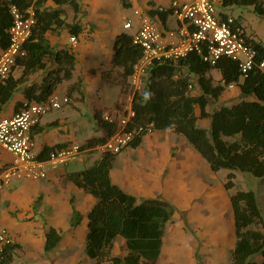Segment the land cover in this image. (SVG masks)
Wrapping results in <instances>:
<instances>
[{"label":"trees","instance_id":"trees-1","mask_svg":"<svg viewBox=\"0 0 264 264\" xmlns=\"http://www.w3.org/2000/svg\"><path fill=\"white\" fill-rule=\"evenodd\" d=\"M46 1L0 0L2 49L9 44L11 5H16L25 16L27 9H33L34 23L24 43L26 55L18 58L16 64L23 66L24 73L46 69L42 81L32 84L25 95L36 101L53 94L63 79L70 78L75 67L73 52L53 47L46 33L59 34L67 27L76 35L80 30L77 23L66 22L63 16V6H69L75 20L81 11L79 0H52L57 5L54 9L45 7ZM223 4L249 5L256 14L264 16V0H224ZM149 12L152 16L158 13L163 22L170 13L168 9L160 10L158 7ZM245 38L256 52L255 61L263 60L264 44L246 35ZM113 49L110 71L117 67L123 77L132 75L135 64L142 57V47L133 42L130 34L122 31L116 35ZM212 69L220 72L218 81L208 74ZM110 71L105 73L103 70L102 76L107 78ZM192 77H195L199 90L194 94L191 92ZM21 78L14 79L10 74L0 84V109ZM81 83V78H78L68 92L78 90L83 95L79 89ZM230 83L238 85L241 99L232 105L208 110L210 102L218 100ZM196 109L199 114H196ZM113 111L105 108L95 111L94 118L102 133L86 139L80 145L81 149L100 147L118 132L132 133L123 151L127 147H137L152 131L171 130L184 136L213 172L228 170L223 184L225 189L234 188V171L264 181V73L257 65L242 76L238 62L226 56H221L214 64L204 60L202 53L197 51H190L178 59H155L143 76V88L132 92L130 110L122 109L120 114ZM199 118H208L209 128L200 126ZM120 152L103 150L92 165L65 174L66 180L96 198L87 214L86 253L93 264H156L165 226L171 221L175 206L162 198L138 200L114 183L110 169ZM229 199L235 234L230 264H264V213L255 191L237 189L230 192ZM81 218V214L73 209L72 225L76 226ZM118 237L124 239L127 248L122 257L113 254ZM60 240L61 232L51 227L45 234L44 251L54 249ZM18 248V243L7 244L1 253L0 264H10Z\"/></svg>","mask_w":264,"mask_h":264},{"label":"crops","instance_id":"crops-1","mask_svg":"<svg viewBox=\"0 0 264 264\" xmlns=\"http://www.w3.org/2000/svg\"><path fill=\"white\" fill-rule=\"evenodd\" d=\"M172 1L183 3L189 2L191 0H79L81 4V11L77 14L75 20H73L74 12L72 8H70L69 6H63V16L65 17V21L69 23L75 22L80 27L79 32L75 35L77 38V42L75 44L71 42L70 37L73 35V33L69 32L67 27L61 29L59 34H55L52 32L46 33V38L53 47L58 49L65 48L73 52L76 58L75 67L70 78L63 79L56 86L53 92L58 96H67L68 102L61 108L51 110L44 114L39 122L32 128L34 152L36 158L44 162L45 164V167L47 169L46 177L40 179H27L14 176L10 179L8 184L4 185L0 189V228H4L8 232L12 242L19 244V248L15 251L13 260L10 264H14L16 259L15 257L18 258L19 264H34L32 260L39 258L41 252H45V234L53 226L42 228V224L45 221H52L53 218L52 195L56 180H61L67 183L66 191L68 193H86L88 195L87 200L91 202V205L87 211V214L93 204L96 202V198L90 193L78 188L69 180L67 182L65 180V174L67 172L82 170L92 165L100 156L90 161L87 158L89 156L87 152L97 147L83 148L76 159L59 164L51 163L50 152L56 149L53 148L55 145H61L59 147H62L66 144L77 142V137L82 138V140L80 141L81 143L79 142V145H81L86 139L96 135H100L99 132L101 131V129L96 124V120L94 118V113L96 110L105 108L112 111L114 110L113 113L116 112L118 114L122 112V109H126L128 111L130 110L132 92L134 90H140L143 88V76L146 73L141 78L140 86L138 88H135L132 83H130L132 75L126 78L123 77L119 73L120 68L117 67L110 71L109 61L114 52L113 45L115 37L122 31L127 32L131 36L135 33L138 23L135 15H132L134 8H141L142 10H144L148 14V16L152 18L156 23L158 30L162 33V35L165 36L168 30L176 28L183 22L174 13H172ZM124 3L128 5H124ZM229 6L231 5L224 6L223 3L218 5L219 13L223 16H232L236 21L235 23L242 28L246 36H248L250 39L261 41L256 38V29L252 27L248 29V27L243 24L241 15H234L229 11L227 12V8ZM45 7H47L48 9H54L57 7V5L52 0H47L45 3ZM156 7H158V9L161 7L162 10L168 9L170 11L165 22L160 19L158 13L153 16L150 14L149 11ZM249 7H251L253 10L252 6ZM67 8H70L72 12L70 20L67 16ZM26 12L27 14L29 12H32L33 16L32 8L27 9ZM98 13H100L102 17L100 16L101 18L96 19ZM104 18H108V21H102V19ZM172 19L173 22H171ZM97 20H100V22H96ZM127 20H131L132 27H123L124 22ZM85 23L88 24L84 25ZM100 26H102V28H100ZM89 32L91 34H97V37H88L87 34ZM98 32L100 33L98 34ZM58 37H60L61 39V41L59 40V42L57 40ZM111 37H113L112 42H110ZM85 42H87L89 48H91L90 46H93L94 43H96V47L104 46V43L105 45L109 46L105 47V51L110 52V58L105 61L106 63L103 62L102 64L100 62V65L98 64L97 66V70H93L92 72L87 69L88 60L92 59L89 56L97 55L98 57H100V54L93 50L88 57L84 58V60L86 59V62H84V60H80V49L85 50V48L82 47L80 43ZM96 47H92V49ZM2 50L4 49L0 48V52ZM103 70L105 71V73L110 71L111 75H107L108 77L104 78L102 76ZM215 73L217 74L216 78L215 76H213ZM45 74L46 69L43 68L36 71L24 73L23 66L16 64L11 72V76L14 79L22 76V80L16 85V89L14 90L8 101H6L1 106L0 118L10 117L18 112L24 105V103L36 101L29 100L25 95L29 90L28 88L32 84H39ZM208 74L215 81H218L221 77V74L217 69H212ZM78 78H81L82 80L79 89L83 91V95L78 90L68 92L71 84L76 82ZM111 78L113 85L117 87V97L115 98L116 100L113 101V104L97 108L95 105V101L91 107H89L88 105L86 106V104L89 103L87 99L89 93L85 88V84L88 83L93 89V93L95 94V96L97 95L99 97V81L104 79L108 80ZM194 78L195 77L191 78V92L193 94L199 91L198 85ZM128 82L130 83V85ZM128 95L131 96V99L127 108L125 103ZM223 96L226 97V99H230L233 96H235L236 98L229 100L226 103H221L218 106H229L238 102L241 99L240 89L238 85L236 83L232 87L228 85L220 95L219 99L216 100V102H218ZM209 106L210 104L207 107L208 110L215 108L213 107L209 109ZM84 107H86L92 115L94 122L93 127L95 129V132L97 131V133L94 135L88 134L84 131L82 117V114H84L85 112L83 110ZM59 111L66 112L59 113ZM195 111L196 114H199V111L197 109ZM199 119H205L206 121H208L205 125H200L199 123L198 124L200 126L209 128L208 118ZM156 131L157 130L146 134L142 138L141 143L137 147H134L141 149L140 154L136 155L135 160H126V162L121 167L115 169L113 166V162L115 160L114 159L112 162V167L110 169V177L112 181L119 185L126 192L135 196L138 200L145 198H162L169 200L171 192H174V190L178 191L180 189L179 176L183 170H190L194 167L200 166L205 170L209 168L210 172H212L210 166H208L209 164H206L207 161L202 159V156L200 157L195 152H192L193 150H191V147L188 145L186 140H183L185 138L184 136V138H180L179 135L181 134H177L171 130L159 131L158 133H155ZM128 148L132 147H127L124 150H127ZM118 154L115 156V158L118 156ZM75 160L89 165L82 169L69 170L68 166L70 162ZM14 164L15 158L13 154L0 146V176L6 168L11 167ZM59 190L61 189L59 188ZM73 209L77 210L82 216V213L78 210L77 206L73 204L71 210V218ZM81 221L82 218L79 223H81ZM78 224L76 226H78Z\"/></svg>","mask_w":264,"mask_h":264},{"label":"rangeland","instance_id":"rangeland-1","mask_svg":"<svg viewBox=\"0 0 264 264\" xmlns=\"http://www.w3.org/2000/svg\"><path fill=\"white\" fill-rule=\"evenodd\" d=\"M228 11L234 15H241L243 24L246 25L248 29L251 27L256 29V38L264 43V16L256 14L251 7L245 5H231L227 8V12ZM71 13V9L67 8L69 20ZM100 16V13H98L96 19L102 17ZM102 21H108V18H104ZM96 22H100V20ZM171 22H173V19ZM87 24L88 23H85L84 25ZM100 28H102V26H100ZM99 33L100 32H98V34ZM87 36L96 38L97 34H91L89 32ZM57 40L58 42L59 40L61 41L60 37H58ZM112 41L113 37L110 38V42ZM80 44L85 48V50L80 49V60H84L85 57H88L93 50L100 54V57L97 55L89 56L92 58L88 60L87 63V69L90 72L97 70V66L98 64L100 65V62L102 64L103 62L106 63L105 61L110 58V52L105 51V47L109 46L105 45V43L103 44L104 46L101 47H96V43H94L93 46H90L91 48L88 47L87 42ZM92 47L96 48L92 49ZM84 62H86V59ZM213 76L216 78L217 74L215 73ZM99 87L98 97L97 95L95 96L90 85L88 83L85 84V88L89 93L87 96L89 103H87L86 106L88 105L91 107L96 101L95 105L97 108L105 107L113 104V101L116 100L117 87L113 85L112 78L99 81ZM234 98L236 97L233 96L230 99H226V97L223 96L218 102H211L209 109L217 107L219 104L226 103ZM130 99L131 96L128 95L125 103L127 108ZM83 110L85 111L84 114H82L84 131L94 135L97 131L95 132L93 127L94 122L92 115L86 107H84ZM60 112L66 111H59V113ZM206 122L208 121L205 119H199L198 121L200 125H205ZM158 132L159 131H156L155 133ZM99 133L101 134L102 131ZM179 136L180 138H184L182 135ZM77 138L78 141L75 143L80 144L82 138ZM183 140L186 139L184 138ZM186 142L191 147V150H193L192 152H195L201 157L187 140ZM102 151L103 149L101 147L89 150L87 152L89 154L87 157L88 160L91 161L97 158L101 155ZM140 152L141 149L138 148H128L127 150L121 151L113 162L114 168L121 167L126 160H135L136 155L140 154ZM201 158L204 159L203 157ZM206 164L208 163L206 162ZM88 165L89 164L75 160L70 162L68 169L77 170ZM227 172L228 170L226 169L210 172L209 168L205 170L200 166L190 170L186 169L181 172L179 176L180 189L171 192V196L170 198L168 197L169 200H167L175 206V211L171 221L165 226L161 252L156 264H230V252L235 242L233 213L229 201L230 192L237 189L254 190L264 213V181H259L246 173L236 171L234 178L235 186L233 189L227 190L223 185L226 181ZM66 181L68 182V180ZM59 188L61 190H59ZM66 188V182L56 180L52 195L53 218L52 221H45L42 224V228L53 226L59 229L62 235L61 241L51 251L46 253L41 252L39 258L32 260L34 264H93V260L89 258L86 253L85 246L87 231L86 215L91 202L87 200L88 195L86 193L72 194L71 192L68 193ZM72 203L77 206L83 216L78 226H73L71 224ZM126 252L127 248L124 239L118 237L114 242L113 254L122 257ZM15 258L14 264H19L18 258ZM104 264L111 263L106 262Z\"/></svg>","mask_w":264,"mask_h":264},{"label":"built area","instance_id":"built-area-1","mask_svg":"<svg viewBox=\"0 0 264 264\" xmlns=\"http://www.w3.org/2000/svg\"><path fill=\"white\" fill-rule=\"evenodd\" d=\"M224 0H191L179 3L172 1L171 8L182 24L168 30L166 35L158 30L156 23L141 8H134L137 29L132 35L134 43L142 47L143 53L134 67L131 83L135 88L141 84L142 76L155 59H178L190 51L201 52L203 59L214 64L221 56L238 62L242 76L254 65L264 73V59L255 61V50L247 43L242 28L232 16L219 13L218 5ZM162 10V8H159ZM12 23L8 29L9 44L0 52V84L10 76L16 61L26 55L24 43L31 33L34 23L32 12L26 16L16 5H11ZM132 27L131 20L123 24ZM73 44L75 35L70 37ZM230 83L229 86H234ZM68 102L67 96L51 94L43 101L26 102L10 117L0 118V146L11 152L15 164L6 168L0 176V189L14 176L27 179H40L47 175L44 162L36 158L32 128L47 112L59 109ZM132 133L118 132L104 145L103 150L120 152L132 137ZM82 151L77 143L66 144L50 152L52 164L65 163L77 158ZM11 237L0 228V257L4 247L11 243Z\"/></svg>","mask_w":264,"mask_h":264}]
</instances>
